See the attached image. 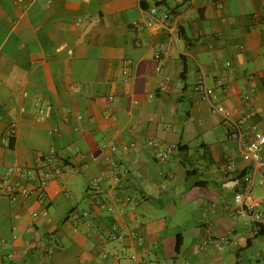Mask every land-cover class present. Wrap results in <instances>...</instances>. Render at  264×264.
Instances as JSON below:
<instances>
[{"label": "crops", "instance_id": "crops-1", "mask_svg": "<svg viewBox=\"0 0 264 264\" xmlns=\"http://www.w3.org/2000/svg\"><path fill=\"white\" fill-rule=\"evenodd\" d=\"M244 118L264 133V0H0V185L29 192L0 195V264H264Z\"/></svg>", "mask_w": 264, "mask_h": 264}, {"label": "built area", "instance_id": "built-area-1", "mask_svg": "<svg viewBox=\"0 0 264 264\" xmlns=\"http://www.w3.org/2000/svg\"><path fill=\"white\" fill-rule=\"evenodd\" d=\"M22 0H13V3H20ZM157 11L156 7H151L148 10L150 15L155 14ZM170 13H165L163 15L164 20H169L171 18ZM255 20H260L263 18L260 14H255ZM150 24H148L149 26ZM168 31L171 35L175 36L174 27L168 28ZM216 85L220 86L221 81L217 80ZM194 91L201 95V97L208 102L210 105V110L212 113L224 114V109L220 105H215L212 101L213 98V89L210 88L206 83V78L204 74H201L194 85ZM246 119H241L239 121L230 122L232 131L230 137L234 140L240 151L242 160L248 164L252 170L259 172L258 179L255 180L252 175L243 174L238 176L234 180V184L239 188L238 191L234 194V201L239 206L241 213H250V216L253 221L260 220V213L255 211V208L260 204L259 201H256L251 195V187L256 183L262 185L264 183V176L261 173V170L264 168V133L259 131L255 125L246 124ZM13 125L10 126L11 134H13ZM243 128H245L243 130ZM149 146H154L151 139L147 141ZM173 148L168 146L166 148H159L156 151V157L159 160H164L170 153H172ZM235 167L234 162L230 161L227 164V169L232 170ZM40 168L43 170L41 178L37 181L36 187H42L46 181L51 177V173L45 170L44 165H41ZM14 170H8V172H13ZM28 190L19 187L8 182H4L0 185V195H14L19 194L23 197H26ZM45 214V213H44ZM33 216H37L36 213H33ZM225 238L219 236L214 239H210V243L217 249L222 250Z\"/></svg>", "mask_w": 264, "mask_h": 264}, {"label": "trees", "instance_id": "trees-1", "mask_svg": "<svg viewBox=\"0 0 264 264\" xmlns=\"http://www.w3.org/2000/svg\"><path fill=\"white\" fill-rule=\"evenodd\" d=\"M173 148V147H172ZM173 151H174V148H173ZM173 151H172V153H173ZM171 154V153H170ZM169 154V155H170ZM209 243H210V241H208ZM178 246H179V242H177V246H176V250L178 249Z\"/></svg>", "mask_w": 264, "mask_h": 264}]
</instances>
